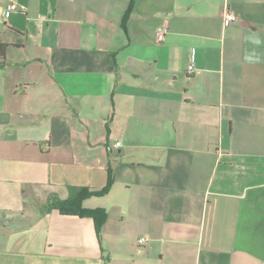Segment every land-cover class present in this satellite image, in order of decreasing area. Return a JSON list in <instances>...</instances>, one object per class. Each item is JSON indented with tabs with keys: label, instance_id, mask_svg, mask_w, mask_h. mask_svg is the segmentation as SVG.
Returning a JSON list of instances; mask_svg holds the SVG:
<instances>
[{
	"label": "crops",
	"instance_id": "1",
	"mask_svg": "<svg viewBox=\"0 0 264 264\" xmlns=\"http://www.w3.org/2000/svg\"><path fill=\"white\" fill-rule=\"evenodd\" d=\"M0 41V264H264V0H0Z\"/></svg>",
	"mask_w": 264,
	"mask_h": 264
},
{
	"label": "trees",
	"instance_id": "2",
	"mask_svg": "<svg viewBox=\"0 0 264 264\" xmlns=\"http://www.w3.org/2000/svg\"><path fill=\"white\" fill-rule=\"evenodd\" d=\"M17 32H19V31H17ZM9 45H10L9 43H5V42L0 41V62L5 59L6 50H7ZM112 185H113V180L110 179L108 181L107 185L102 190L88 192V193H86V196H91V195L102 196V195L106 194L111 189ZM60 207H61V209H65V207H68L67 209L69 210V212H73L74 214H79V215L91 216V217L96 219L94 212L83 209L81 204L77 203V201L76 202H69L68 201V202L61 203ZM56 208H59V207H56ZM98 231H99V228H98Z\"/></svg>",
	"mask_w": 264,
	"mask_h": 264
},
{
	"label": "built area",
	"instance_id": "3",
	"mask_svg": "<svg viewBox=\"0 0 264 264\" xmlns=\"http://www.w3.org/2000/svg\"><path fill=\"white\" fill-rule=\"evenodd\" d=\"M18 9V5L16 3H9L8 6H7V11H6V15L9 16V14L14 11V10H17ZM237 19V16L235 15V13L233 12H228L225 16H224V24L226 26L230 25L232 22H234L235 20ZM164 32L165 31H161L160 32V37H162L164 35ZM195 71V66H194V63H190L189 66H188V72L189 73H193ZM120 143L118 142L117 143V146H119ZM147 239L146 237H142L139 239V241L142 243V242H145Z\"/></svg>",
	"mask_w": 264,
	"mask_h": 264
}]
</instances>
